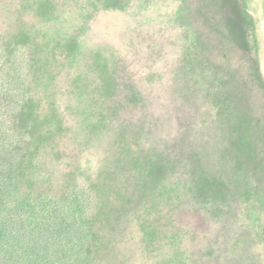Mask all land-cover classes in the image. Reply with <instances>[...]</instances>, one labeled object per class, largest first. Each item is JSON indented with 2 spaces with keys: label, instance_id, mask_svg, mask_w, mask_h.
<instances>
[{
  "label": "rangeland",
  "instance_id": "1",
  "mask_svg": "<svg viewBox=\"0 0 264 264\" xmlns=\"http://www.w3.org/2000/svg\"><path fill=\"white\" fill-rule=\"evenodd\" d=\"M0 46L23 188L82 187L97 262L264 264V0H0Z\"/></svg>",
  "mask_w": 264,
  "mask_h": 264
},
{
  "label": "trees",
  "instance_id": "2",
  "mask_svg": "<svg viewBox=\"0 0 264 264\" xmlns=\"http://www.w3.org/2000/svg\"><path fill=\"white\" fill-rule=\"evenodd\" d=\"M18 54L0 46V264H100L91 254L92 199L82 187L59 197L23 188L37 177L29 173L31 135L23 122L31 99Z\"/></svg>",
  "mask_w": 264,
  "mask_h": 264
}]
</instances>
